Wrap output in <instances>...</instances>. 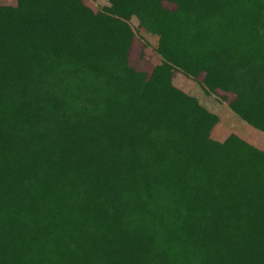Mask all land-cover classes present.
<instances>
[{
    "label": "trees",
    "instance_id": "1",
    "mask_svg": "<svg viewBox=\"0 0 264 264\" xmlns=\"http://www.w3.org/2000/svg\"><path fill=\"white\" fill-rule=\"evenodd\" d=\"M176 2L0 5V264H264V151L171 81L202 73L264 131V0Z\"/></svg>",
    "mask_w": 264,
    "mask_h": 264
},
{
    "label": "rangeland",
    "instance_id": "2",
    "mask_svg": "<svg viewBox=\"0 0 264 264\" xmlns=\"http://www.w3.org/2000/svg\"><path fill=\"white\" fill-rule=\"evenodd\" d=\"M82 2L93 12H98L109 6V0H82ZM15 5L16 0L12 6ZM162 5L169 9H175L177 2L176 0H162ZM126 22L133 32L128 52L129 62L135 69L150 75L160 61V57L155 51L158 37L146 32L139 25L135 16L128 18ZM171 81L176 88L193 96L201 106L217 117L210 132L212 139L223 141L230 134H234L255 148L264 151V131L251 126L232 110L231 102L235 98L233 93L221 89L212 92L206 91L202 84V73L197 77H189L175 70Z\"/></svg>",
    "mask_w": 264,
    "mask_h": 264
},
{
    "label": "crops",
    "instance_id": "3",
    "mask_svg": "<svg viewBox=\"0 0 264 264\" xmlns=\"http://www.w3.org/2000/svg\"><path fill=\"white\" fill-rule=\"evenodd\" d=\"M14 4V0H0V5Z\"/></svg>",
    "mask_w": 264,
    "mask_h": 264
}]
</instances>
